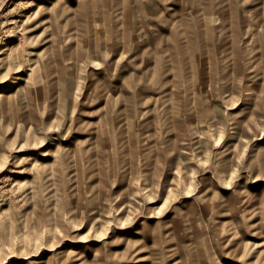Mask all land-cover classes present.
<instances>
[{
	"label": "rangeland",
	"instance_id": "obj_1",
	"mask_svg": "<svg viewBox=\"0 0 264 264\" xmlns=\"http://www.w3.org/2000/svg\"><path fill=\"white\" fill-rule=\"evenodd\" d=\"M0 264H264V0H0Z\"/></svg>",
	"mask_w": 264,
	"mask_h": 264
},
{
	"label": "bare ground",
	"instance_id": "obj_2",
	"mask_svg": "<svg viewBox=\"0 0 264 264\" xmlns=\"http://www.w3.org/2000/svg\"><path fill=\"white\" fill-rule=\"evenodd\" d=\"M184 30V29H183ZM106 233V232H105ZM104 236H106V235H104ZM102 237V236H101Z\"/></svg>",
	"mask_w": 264,
	"mask_h": 264
}]
</instances>
